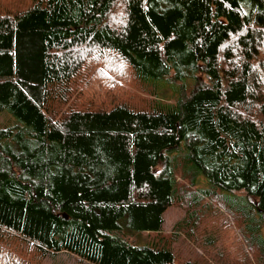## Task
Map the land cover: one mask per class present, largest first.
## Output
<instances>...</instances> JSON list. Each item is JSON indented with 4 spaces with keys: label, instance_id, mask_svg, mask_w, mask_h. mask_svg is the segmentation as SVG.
<instances>
[{
    "label": "trees",
    "instance_id": "16d2710c",
    "mask_svg": "<svg viewBox=\"0 0 264 264\" xmlns=\"http://www.w3.org/2000/svg\"><path fill=\"white\" fill-rule=\"evenodd\" d=\"M14 4L0 2V264L24 263L12 240L38 262L176 264L123 236L198 198L178 170L264 214V0ZM126 74L149 106L118 90Z\"/></svg>",
    "mask_w": 264,
    "mask_h": 264
},
{
    "label": "rangeland",
    "instance_id": "374dc122",
    "mask_svg": "<svg viewBox=\"0 0 264 264\" xmlns=\"http://www.w3.org/2000/svg\"><path fill=\"white\" fill-rule=\"evenodd\" d=\"M14 1L20 2L0 0L5 5H15ZM121 85L118 90L123 96L126 93L128 102L137 107L150 105L153 96L149 88L136 84L131 74H126ZM191 86L188 82L184 89L189 90ZM113 92L105 94L107 96L102 102L106 106L119 101L120 96L115 97ZM176 92L166 86L160 96L172 102ZM0 123L9 124L11 120L2 114ZM177 177L180 196L183 198L185 192H192L199 194L198 198L186 194V201L168 207L163 214L160 233L129 232L123 237L132 244L167 245L175 254L176 264H264V214L253 209L245 193L226 192L213 187L203 176L192 185L189 177H182L180 170ZM11 242L15 254L24 260L22 264H91L67 252L49 254L38 262L30 248L19 245L15 240Z\"/></svg>",
    "mask_w": 264,
    "mask_h": 264
}]
</instances>
